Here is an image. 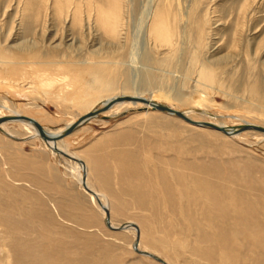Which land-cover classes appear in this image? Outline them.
Segmentation results:
<instances>
[{"label":"rangeland","instance_id":"rangeland-1","mask_svg":"<svg viewBox=\"0 0 264 264\" xmlns=\"http://www.w3.org/2000/svg\"><path fill=\"white\" fill-rule=\"evenodd\" d=\"M53 1L0 0V115L17 109L52 131L65 130L85 109L58 86L43 84L40 65L55 60L61 67H87L100 60L109 61L117 78L111 96L124 94L131 80L145 97L197 110L196 120L264 125V0H121L115 38L94 17L88 21L89 5L94 9L97 0H74L61 16ZM75 1L86 11L81 24H73ZM159 11L169 25L166 41L151 29ZM15 64L20 69H11ZM205 70L212 81L203 79ZM150 108L106 110L99 116L108 119L94 117L63 140L86 163L90 184L106 195L112 224L135 223L139 248L168 264L264 262V252L244 242L264 236V135H226ZM6 128L18 138L0 130V215L24 220L18 223L21 233L28 231L23 237L38 252L32 259L162 264L134 250L135 229L108 228L104 210L79 182L76 161L51 150L21 122ZM203 177L215 184V195L193 191ZM232 215L248 220L245 240L233 234ZM11 235L0 219V264H27L15 257Z\"/></svg>","mask_w":264,"mask_h":264},{"label":"bare ground","instance_id":"bare-ground-1","mask_svg":"<svg viewBox=\"0 0 264 264\" xmlns=\"http://www.w3.org/2000/svg\"><path fill=\"white\" fill-rule=\"evenodd\" d=\"M41 2H44V0H41ZM45 2H46V0H45ZM55 2H56V4H55ZM55 2L53 1V3L56 6H54V4H53V6L55 8V12H56L57 16L58 15L61 16L64 12L69 13L70 9H72V7L74 6V5L71 6L72 4H74L73 3L74 0H57V1L55 0ZM65 2H66V4H65ZM95 2H97V3H96V6L94 3V6H95L94 9L92 8L93 7L92 3H91L92 5L91 4L89 5V12H87L89 14V20H88L89 23H90V18L94 17V21L96 20L95 22H97V24L94 21L93 22L96 24V26L103 29L105 32L107 31L110 35L112 34L115 38V36L118 35V32L121 31V30L118 31V27L120 26V23L122 24V19H123V15L121 18V9L123 8V7L121 8V4H122L121 0H100V1L97 0ZM88 3H90V1ZM86 6H87V4H86ZM39 7H41V6H39ZM122 11H123V9H122ZM83 12L84 11H82V9H81V2L80 1L76 2L75 8L72 12L73 24H79L80 21H82L81 18H82V15H84V14H82ZM91 13L93 14V16H91ZM83 21H86V20H83ZM91 21H92V19H91ZM150 24L152 27L151 29L154 32L155 38L156 39H162V40L166 41L168 38V37L166 38V34L168 33V28H169L168 26L169 25H168V21H167L165 12L159 11L156 14H154V16L151 18ZM91 25H93V23H91ZM86 27H88V26H86ZM98 27H96V28H98ZM97 30H95V32ZM69 33L71 35V32H69ZM89 33H91V31ZM96 33H98V31ZM151 33H152V31H151ZM112 35L110 37L113 38ZM169 35H170V33H169ZM87 36H88V34H87ZM108 37H109V35H108ZM71 39L67 38L66 42H67V40L71 41ZM49 40H52V39H49ZM58 40H54V37H53V42L58 41ZM60 41L57 42L58 43L57 45H54L55 48H59V46L62 45ZM51 45H52V43H51ZM39 52H41V51H39ZM4 57H6V53H5ZM7 57L10 58V55L8 54ZM7 57H6V60H8ZM96 59H97V57H96ZM14 60H16V59H14ZM3 62H5V61H3ZM51 62L52 63L49 65H46V62H44L45 65H43V64L40 65L41 66L40 69L42 70V73H43L41 75V76H43V80H42V82H44L43 84L51 85V86L52 85L58 86L59 91H61L65 96L69 97L72 101H74L82 109H85V112L83 113V115L81 117L89 114L91 111H94V110H102V112H105L106 110L123 111L127 108H130V106H132V105H137V106L138 105H143V106L149 105L151 107L149 110H158V111L164 112L166 114L173 115V114L166 112V111H163L161 109H154L153 103L163 104V105H166V104H164L163 102H159L156 99L145 97L143 93H141L137 88H135V86L132 87L131 80H130V83L129 82L125 83L124 94H121V95H114L113 94V96H111V94L116 90L118 82H117L116 76L113 75V73H114L112 71L113 68H111L112 67L111 64L109 65V63H108L109 61H100V60L97 62L94 61V63H92L91 65H87V67L85 65H84L85 67H83V66L82 67H74L75 65H73V64L66 65L65 63H64V67H61V64L58 61L52 60ZM82 63H84V62H82ZM13 66L11 68L13 70L14 69H20V68H18V66L16 64H15L16 68L15 67L13 68ZM61 68H62V70L63 69H70L71 72L70 71H67L64 73L63 72H56V70H59ZM2 72H4V71H2ZM9 72H11V71L9 70ZM5 74H7V73L5 72ZM212 76L213 75L210 71H206L205 73L203 72L202 77H203V79L211 80ZM119 96L142 97V98L147 99L149 102L144 103V102H140V101H123V102L115 103L114 99L119 97ZM166 106H168V105H166ZM168 107L173 109V110L180 111V112L184 113L188 118H190L193 121L210 123V124L216 125L220 128H225L227 133H225V132H223V133L226 135H231V136L239 135L240 133H242L244 131L237 132L238 127H240L242 125H246V124L258 125V126L264 127V125L254 124V123H250V122L241 123L239 125H235V124L229 125L225 122L199 121V120H196L192 115V114H195V112H198L197 110L182 111V110H178V109H175L173 107H170V106H168ZM199 108H197V109H199ZM102 112H100V113H102ZM200 112L207 114L205 111H200ZM22 113H24V112L16 109V110H12L7 115H0V118H2V117L8 118L7 120L0 123V130L5 135L17 139L18 136L16 135V133L7 129L6 124H8L10 122L11 123L12 122H21L22 124L27 126V128H29L33 137H41L44 140H46L48 142L51 150H53L54 152H56L59 155H64V156L66 155V156L70 157L72 160L76 161L78 168H79L78 170L79 171L81 170V173H79V182L82 185L83 189L88 191L94 197L98 206L104 210L103 212H105V215H106L105 223L108 226V228L115 230V231H121V230H124L126 228L132 227L133 229H135L137 231V239H136L135 243L133 244L134 250L140 255H145V256H148L150 258H153L154 260H156L162 264H168L169 263L168 260L166 262L163 258L158 257L157 255H155L153 253L142 251L139 248L140 231H139L138 226L135 223L127 222L126 224L119 226V227L112 224L113 220L111 221V219H112L111 218V210H110L109 202L107 200L106 195L104 193L98 191L97 189H95L90 184V182L88 181V174H87L88 170H87L86 163L75 152L67 150V148L63 144L64 138H66L68 135L75 132L78 128L76 130H71L70 129L71 125H70L63 131H52V130L46 128L42 123H40L39 120H37V119L34 120V118L32 119L31 117H29L25 114H22ZM126 113H129V112H126ZM99 114L86 118L81 124L83 125V124H86L87 122H90L94 117H97L99 119H108L109 118V117H104V116L100 117ZM110 117H111V119L114 118L113 116H110ZM187 123H189V122H187ZM189 124H191V123H189ZM192 125H194V124H192ZM194 126L210 128L208 126H200V125H194ZM210 129H214V128H210ZM214 130L220 131L218 129H214ZM246 131H249V130H246ZM254 131H256V130H254ZM220 132H222V131H220ZM258 132H261V131H258ZM261 133L264 135V132H261ZM47 138H48V140H47ZM82 171L84 172V174ZM175 177H179V175L178 176L176 175ZM179 178H176V179H179ZM197 180H199V181H197L194 184L195 187H193V191L200 190V189L208 190L209 192L212 191L215 195V191H216L215 190V188H216L215 184L213 185V184L208 183L206 181L205 177L199 178ZM179 183H181V180L179 181ZM214 183H216V182H214ZM166 193L169 194V193H172V191L169 188H167ZM182 211L186 213L187 210L186 211L182 210ZM20 212H22V211H20ZM230 217L234 219L233 222L237 223V226L234 227L232 230L233 234L237 238H243V236L246 234V231L248 230V228H250L248 220L245 218H242V217L240 218L239 216H233L232 215ZM0 219L2 222H4L7 229L11 230V234H12L10 236L11 242L14 244V246H16L15 247L16 251L14 254L16 255L15 257H18L19 261L26 262L27 264H55L54 262H58L59 259H56L55 255H51V257H53L52 258L53 261L50 260V258H49L50 256L49 257H45V256L39 257L41 259H39V258L38 259H32L31 258V256L36 257L38 255V252H35V244L33 243V241L29 240L28 238L23 237L22 233L25 234V232H28V231L23 230L21 233V230H20V227L18 226V223L19 222L22 223L24 220L20 219L19 221L17 220V222H13L12 221L13 217L11 216L10 213L6 214V215H0ZM25 226H26V224L24 223L23 229H27V226L26 227ZM8 232H10V231H8ZM258 233H260V231ZM26 237H27V235H26ZM5 240H7V239H5ZM244 242H246V244H248L249 246L253 245V247L255 249L259 250L260 252H261V250L264 252V236L263 235H261L260 238L258 237L256 241L254 239L253 240L247 239V241H244ZM250 242H252L253 244H250ZM9 245H10V243H9ZM12 245L10 247H12ZM36 249H37V247H36ZM4 250H8L7 245H6V247H4ZM37 250H39V249H37ZM12 252H13V249H12ZM8 253H9V251H8ZM50 253H51V251H50ZM8 256H9V254H8ZM222 258H223V260L230 259L229 257H226V258L222 257ZM73 259H75V258H73ZM42 261H44V262H42ZM80 261H81V264H84V263L87 264V262H88V260L85 258V256H83ZM68 262H70V260H68ZM82 262H84V263H82ZM72 263H73V261H72ZM220 264H232V263L231 262L228 263L225 260V262H220ZM261 264H264V262H261Z\"/></svg>","mask_w":264,"mask_h":264},{"label":"water","instance_id":"water-1","mask_svg":"<svg viewBox=\"0 0 264 264\" xmlns=\"http://www.w3.org/2000/svg\"><path fill=\"white\" fill-rule=\"evenodd\" d=\"M114 101H115V103L123 102V101H140V102H144V103H148L149 102L145 98H142V97H132V96H119V97L115 98ZM153 108L154 109H161L163 111L169 112V113H171V114H173V115H175L177 117L182 118L183 120H185L186 122H189L191 124L200 125V126H208L210 128L218 129V130H220L222 132L227 133V131L225 130V128H220V127H218L216 125H213V124H210V123L193 121L190 118H188L184 113H182L180 111L173 110V109L169 108L166 105L153 103ZM100 112H102V110H94V111H91L89 114L84 115L83 117L79 118V120L77 122H75L74 124H72L70 126V129L71 130H76L77 128H79L82 125L81 123L86 118L95 116V115L99 114ZM7 119L8 118H5V117L0 118V123L3 122V121H5V120H7ZM246 130H256V131L264 132V127L258 126V125L246 124V125H242V126L238 127L237 132H242V131H246ZM47 140H48V138H47Z\"/></svg>","mask_w":264,"mask_h":264}]
</instances>
